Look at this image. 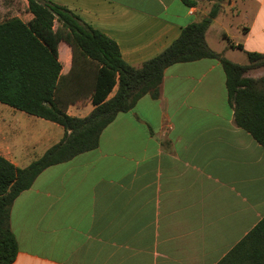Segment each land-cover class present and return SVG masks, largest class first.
<instances>
[{
	"label": "crops",
	"instance_id": "0c3cea01",
	"mask_svg": "<svg viewBox=\"0 0 264 264\" xmlns=\"http://www.w3.org/2000/svg\"><path fill=\"white\" fill-rule=\"evenodd\" d=\"M48 1L112 39L136 68L206 17L215 2ZM226 4L206 30V44L247 65L230 54H264V0ZM13 17L32 19L25 9ZM58 60L67 77L72 50L64 42ZM251 71L247 77H262ZM93 108L87 94L66 112L83 118ZM8 110L9 119L24 120ZM27 118L31 128L43 120ZM44 121L38 132L8 131L0 156L18 168L41 157L64 133ZM263 217L264 148L236 127L220 63L175 64L165 70L157 99L145 96L119 113L97 149L45 169L18 195L10 212L18 249L12 264H217Z\"/></svg>",
	"mask_w": 264,
	"mask_h": 264
},
{
	"label": "trees",
	"instance_id": "16d2710c",
	"mask_svg": "<svg viewBox=\"0 0 264 264\" xmlns=\"http://www.w3.org/2000/svg\"><path fill=\"white\" fill-rule=\"evenodd\" d=\"M26 1L32 15L29 22L17 17L0 22V103L55 123L64 133L25 168L0 156V264H12L17 255L10 212L18 195L45 169L97 149L101 133L119 113L131 111L145 96L157 99L164 72L172 65L217 60L236 127L264 148V76H246L264 67V54L247 53L248 64L239 65L213 52L205 41L224 0H213L206 17L182 28L175 41L137 68L123 61L112 39L66 7L48 0ZM61 42L72 50V68L64 78L58 60ZM87 94L93 110L83 118L68 115L67 107ZM217 264H264V217Z\"/></svg>",
	"mask_w": 264,
	"mask_h": 264
},
{
	"label": "rangeland",
	"instance_id": "374dc122",
	"mask_svg": "<svg viewBox=\"0 0 264 264\" xmlns=\"http://www.w3.org/2000/svg\"><path fill=\"white\" fill-rule=\"evenodd\" d=\"M24 1L26 2V0H24ZM226 1L227 0H224L220 3L221 9L226 8V6H227ZM23 3L24 2L22 0H0V22L8 20L9 18L15 16L16 13H20L24 9L28 11V9L25 6H23ZM55 26H56V24H55ZM226 27L229 31H231V30H233L234 26H228L227 25ZM226 43H227V41H226ZM218 46H220V44H218ZM230 58L234 62H237V63L243 62L242 64H248V61H247L248 59H247L246 54L240 50L233 51V53L230 54ZM250 75H257L258 77H259V75H262V77H263L264 76V67L255 69ZM8 109H11V108L0 103V139L5 137L8 134V131L10 133H14V132H17V130L18 131H20V130L25 131V130L31 129L33 131L38 132L37 129L39 127H37V126L43 125V123H46L44 120L38 119L37 123H39V124L36 127H34V128L28 127L29 123L27 122V119H28L27 117H30L29 115H27L23 112L22 113L18 112L19 114H16V115H24V116H22L24 118V120H21V118L12 120V119H9V112L8 111H10V110H8ZM17 120H20V121H17ZM44 125H46V124H44ZM17 127H21V128L17 129ZM57 127L60 129V132L62 134L63 129L59 126H57Z\"/></svg>",
	"mask_w": 264,
	"mask_h": 264
}]
</instances>
